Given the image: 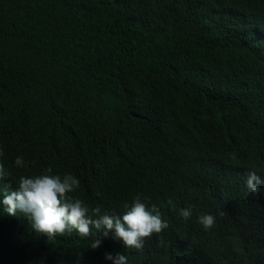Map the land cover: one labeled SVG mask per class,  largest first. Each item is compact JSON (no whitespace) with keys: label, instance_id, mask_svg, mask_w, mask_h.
Segmentation results:
<instances>
[{"label":"trees","instance_id":"16d2710c","mask_svg":"<svg viewBox=\"0 0 264 264\" xmlns=\"http://www.w3.org/2000/svg\"><path fill=\"white\" fill-rule=\"evenodd\" d=\"M0 148V189L51 168L90 208L140 194L168 223L91 249L95 229L49 240L0 204V264H264V0H0Z\"/></svg>","mask_w":264,"mask_h":264},{"label":"clouds","instance_id":"9594fccd","mask_svg":"<svg viewBox=\"0 0 264 264\" xmlns=\"http://www.w3.org/2000/svg\"><path fill=\"white\" fill-rule=\"evenodd\" d=\"M4 155L0 148V157ZM17 167H25L22 156L14 160ZM246 186L253 195L259 193L261 181L256 171L246 173ZM8 176L3 162H0V180ZM79 179L66 173L63 176L52 173L51 168L35 176H20L18 187L12 190L11 184H5L0 193L4 206L9 215H15L17 210L23 212L30 220L31 228L35 233L54 239L58 235L71 234L74 230L81 237L92 235L95 229L102 233L91 244V249L101 246L103 238L113 233V238L123 242L129 249L142 250L146 239L154 234H160L168 228V223L162 218L160 210L152 205L151 208L144 202L146 198L137 194L131 204L123 205V214H110L97 205L90 208L83 200L71 195L79 188ZM175 205L171 200L168 201ZM191 207L181 208L179 215L188 220L192 217ZM197 222L205 229H211L215 224V217L209 213H200ZM105 259L112 264H128L127 256L120 253H105Z\"/></svg>","mask_w":264,"mask_h":264}]
</instances>
